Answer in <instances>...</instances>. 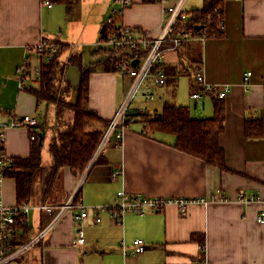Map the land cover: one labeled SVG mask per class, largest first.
<instances>
[{
	"label": "crops",
	"instance_id": "obj_1",
	"mask_svg": "<svg viewBox=\"0 0 264 264\" xmlns=\"http://www.w3.org/2000/svg\"><path fill=\"white\" fill-rule=\"evenodd\" d=\"M51 1L52 6L44 0H0V125L13 116H37L46 132L43 151L47 147L48 153L44 156L42 151L46 164L51 161L49 143L55 106L38 103L27 88L20 89L18 67L28 56L33 68L40 63L34 47L44 38L67 45L62 60L82 52L85 64L87 48L91 46L95 51L114 6V0H72L70 8L63 0ZM204 5V0L187 2L190 10ZM164 18L161 0H132L122 12L124 24L142 27L151 35L161 32ZM224 18L226 29L221 35L204 41L189 40L169 49L165 63L182 71L178 72L179 78L156 87L154 99L138 98L135 104L150 112L162 111L166 103L188 105L193 117L211 118L215 113L213 96L192 97L199 88L195 80L197 69L203 66L208 82L230 84L225 97L217 96L224 104L225 126L220 144L225 149L226 168L179 149L173 134L146 132L145 124L138 118L124 132L121 145L108 143L102 153L104 162L90 168L81 190L88 206L113 203L121 190L153 197L217 194L218 198L192 203L186 213L174 203L145 215L128 212L121 223L107 211L101 212L102 219L96 221L90 211L83 223L82 245L76 244L77 209L69 210L40 242L11 264H264V222L257 220L264 203L237 199L241 192L257 193L264 199V134L245 135L247 119L264 121V0H224ZM93 64L88 104L99 116L111 120L131 77ZM248 70L252 77L246 87L243 77ZM185 74L189 77L183 84L185 90L190 86L188 97L183 86L179 90V80ZM145 84H153V80L149 78ZM41 104H45L42 111ZM43 127L36 128L37 135ZM31 134L32 129L26 126L8 128L6 152L12 156L29 155ZM116 170L121 172L114 176ZM78 175L69 167L64 168L54 200L48 203L64 202L75 189ZM2 194L5 203H17L14 177L4 178ZM28 202L33 207L20 241L37 235L53 217L37 207L43 203L38 194ZM135 238H143L147 249L124 254L123 242L131 245ZM201 242L205 243V256L200 253Z\"/></svg>",
	"mask_w": 264,
	"mask_h": 264
},
{
	"label": "built area",
	"instance_id": "obj_2",
	"mask_svg": "<svg viewBox=\"0 0 264 264\" xmlns=\"http://www.w3.org/2000/svg\"><path fill=\"white\" fill-rule=\"evenodd\" d=\"M165 7V18L162 24L161 32L158 35H151L150 32L142 27L128 26L122 19L117 21L118 15L122 16L125 7L131 4L132 0H114V6L111 9L105 22V29L102 32L100 43L109 44V51L113 54L110 60L111 70L122 76L131 77V84L126 95L118 106L114 116L106 128L100 144L98 145L93 158L88 167L78 172V182L68 198L60 204L40 203L38 208L46 210L53 217L42 230L27 241H20L23 229L28 224V216L33 207L30 202L21 204H7L3 199L2 182L6 177V170L13 163V156L6 152L7 130L11 126H26L32 129L31 138L37 136L36 128H39L41 122L37 116L25 114L21 117H12L10 121L0 125V264H11L12 261L27 252L35 244L40 242L47 233L53 228L64 214L73 209L75 229L77 232V245H82L85 241V231L83 223L88 217L89 212L95 214L96 221L102 218L100 213L107 211L112 218L121 223L128 212H134L145 215L150 212H159L170 204H176L180 207L182 213H186L187 208L192 203L209 202L218 198L217 194L210 197H184V196H144L142 194H129L124 190L118 192L119 199L110 204H93L88 206L80 197V190L86 180L90 168L99 157L105 146L113 142L115 145H121L124 132L138 118L139 114L148 112L145 106H137L135 101L138 98L150 101L155 98L156 87H162L167 83V74L164 70L167 51L171 48H177L180 44L198 39L204 41L211 36H217L226 29L224 11L221 6L216 8L215 12L208 17L195 20L187 8L188 0H161ZM48 6H52L51 0H44ZM58 44L42 39L34 50L38 57L43 53L49 52L52 55L58 49ZM109 53V54H110ZM136 62V63H135ZM29 60L26 58L18 67V79L20 89H26L30 80ZM36 78L39 74V64L33 68ZM252 71L245 72L243 80L244 85L250 84ZM151 78L153 84H145L146 80ZM199 88L195 89L192 97L201 98L206 95L215 94L219 97H225L231 89L230 84H213L208 82L205 77L203 66H199L195 76ZM121 170H116L114 176ZM237 199L241 202L250 203L259 201L264 203V199L259 194L239 193ZM257 220L264 222V206L258 213ZM148 245L143 238H135L131 245L125 242L122 244L124 254L142 253ZM202 264H207L204 261Z\"/></svg>",
	"mask_w": 264,
	"mask_h": 264
},
{
	"label": "trees",
	"instance_id": "obj_3",
	"mask_svg": "<svg viewBox=\"0 0 264 264\" xmlns=\"http://www.w3.org/2000/svg\"><path fill=\"white\" fill-rule=\"evenodd\" d=\"M71 7L72 0H63ZM221 6L224 11V0H206L202 8L191 9L195 20L208 17ZM122 16L118 15L117 21ZM105 32V31H104ZM220 32L217 36L221 35ZM56 43V42H55ZM58 49L52 55L45 52L40 56L38 77L32 76L33 67L31 56H28L29 82L26 88L33 93L38 103L46 102L55 106V119L52 125V136L49 143L51 161H43L42 151L45 139V127L41 133L31 141L30 153L27 156H13L12 165L6 170V176L16 180L17 203L30 201L38 194L41 202H51L57 192V184L61 179L62 170L69 167L73 171L82 172L90 164L98 145L100 144L110 120L104 119L89 107V89L91 66L83 62L82 52L72 54L67 60H62L61 55L66 49V44L57 43ZM95 54L104 53L109 62L113 54L109 49L99 48ZM110 53V54H109ZM168 74L167 80L175 82L182 71H176L177 66L165 65ZM70 65L80 68V80L73 86L67 77ZM111 69V67H110ZM187 71V70H185ZM180 72V74H178ZM189 73V70H188ZM214 102V116L211 118H197L191 114L188 105L166 103L160 112H146L139 114V119L145 124L148 133L161 131L173 134L175 146L203 158L209 164L226 168L225 149L220 144V134L225 126V113L223 99L212 94ZM98 124V125H97ZM91 130L90 126H94ZM264 134V121L262 119H247L245 122V135L260 137ZM103 151L94 162H104ZM82 190V189H81ZM80 190V197H81ZM28 224L23 229L26 232ZM200 253L205 256V243L200 244ZM202 255V256H203Z\"/></svg>",
	"mask_w": 264,
	"mask_h": 264
},
{
	"label": "rangeland",
	"instance_id": "obj_4",
	"mask_svg": "<svg viewBox=\"0 0 264 264\" xmlns=\"http://www.w3.org/2000/svg\"><path fill=\"white\" fill-rule=\"evenodd\" d=\"M196 0H192V3H194ZM204 2H206V0H204ZM104 48V49H107L109 48V44L107 43H100V40L98 39L96 44H95V50L96 49H99V48ZM93 48V47H92ZM87 52L85 54V58H84V61H85V65H90L93 64L94 65H99V68L100 67H103V66H108L107 68H109V62L105 59V56H104V53H98V54H94L92 52H94L92 49H91V46H89L87 48ZM91 63V64H90ZM32 76H36V74L34 73V75L32 74ZM67 77L68 79L70 80L71 84L73 86H76L80 80V68L79 66H76V65H73V66H70L69 69H68V72H67ZM35 78V77H34ZM189 81V77L187 76V74H185L184 76H182L179 80V90L180 88H184L185 90V87L183 84H186L187 82ZM190 91V86H188L185 90V93L188 97V93ZM42 108H45V104H41V109L40 111H42ZM51 112V111H50ZM50 114V113H49ZM98 125V124H97ZM93 127H96V125L94 126H90L89 129L91 130ZM108 145V144H107ZM107 145L105 146L104 149H106ZM46 147V146H45ZM48 149L47 147L44 149L43 151V155L45 156V154H47L48 152ZM49 159L48 156L45 157V160L47 161Z\"/></svg>",
	"mask_w": 264,
	"mask_h": 264
},
{
	"label": "water",
	"instance_id": "obj_5",
	"mask_svg": "<svg viewBox=\"0 0 264 264\" xmlns=\"http://www.w3.org/2000/svg\"><path fill=\"white\" fill-rule=\"evenodd\" d=\"M104 29H105V26H103V31H104ZM136 63V62H135Z\"/></svg>",
	"mask_w": 264,
	"mask_h": 264
}]
</instances>
